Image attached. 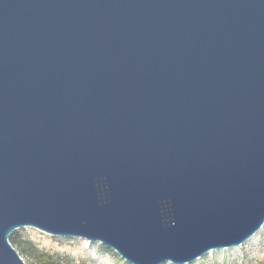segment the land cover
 I'll return each instance as SVG.
<instances>
[{
	"label": "water",
	"instance_id": "water-1",
	"mask_svg": "<svg viewBox=\"0 0 264 264\" xmlns=\"http://www.w3.org/2000/svg\"><path fill=\"white\" fill-rule=\"evenodd\" d=\"M264 225V0H0V264L21 227L191 264Z\"/></svg>",
	"mask_w": 264,
	"mask_h": 264
},
{
	"label": "rangeland",
	"instance_id": "rangeland-1",
	"mask_svg": "<svg viewBox=\"0 0 264 264\" xmlns=\"http://www.w3.org/2000/svg\"><path fill=\"white\" fill-rule=\"evenodd\" d=\"M16 231L30 238L40 249L67 257L75 264H126L115 252L100 251L98 243L52 236L33 227H21ZM23 261L27 264L25 259ZM191 264H264V225L241 246L208 252Z\"/></svg>",
	"mask_w": 264,
	"mask_h": 264
},
{
	"label": "trees",
	"instance_id": "trees-1",
	"mask_svg": "<svg viewBox=\"0 0 264 264\" xmlns=\"http://www.w3.org/2000/svg\"><path fill=\"white\" fill-rule=\"evenodd\" d=\"M8 241L22 260L27 261V264H75L73 260L67 257L40 249L30 238L20 235L18 231H14L9 236ZM98 249L100 251H111L102 245H99Z\"/></svg>",
	"mask_w": 264,
	"mask_h": 264
}]
</instances>
